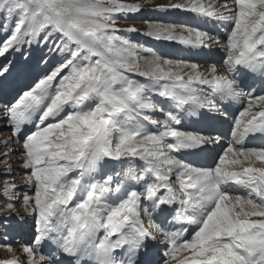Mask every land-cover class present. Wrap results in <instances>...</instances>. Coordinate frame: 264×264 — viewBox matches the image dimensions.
Returning a JSON list of instances; mask_svg holds the SVG:
<instances>
[{"label":"snow or ice","instance_id":"snow-or-ice-1","mask_svg":"<svg viewBox=\"0 0 264 264\" xmlns=\"http://www.w3.org/2000/svg\"><path fill=\"white\" fill-rule=\"evenodd\" d=\"M170 9L231 25L223 69L204 74L158 56L142 66V46L115 27L139 3L0 0V118L24 149L34 192L23 197L32 205L24 216L35 225L22 261L8 231L23 218L12 211L17 189L0 185V211L11 213L0 218V246L13 254L0 264H264V0L153 10ZM175 27L155 24L148 35L209 50L220 43ZM225 101L241 106L231 142L212 165L186 161L220 141L179 126L202 109L226 117Z\"/></svg>","mask_w":264,"mask_h":264},{"label":"rangeland","instance_id":"rangeland-1","mask_svg":"<svg viewBox=\"0 0 264 264\" xmlns=\"http://www.w3.org/2000/svg\"><path fill=\"white\" fill-rule=\"evenodd\" d=\"M124 1H126V0H122V2H124ZM178 2H181V0H131L130 4H132V3H139V4H151V3H153V6H157L158 7L160 5H168L170 3H178ZM216 2H217V0H202V3H204L205 5L215 4ZM227 2L229 4H231L233 2V0H227ZM149 11L150 10H148L147 12H149ZM169 11L172 12L171 10H169ZM136 15L137 14L133 13V14H130L129 16H135L138 19L131 18V17L127 16L126 14H119V18H118L116 23H118V24H128L129 26L135 24V25H138L140 28H144L143 32L140 35H135L134 34L135 37L133 35L131 36L130 35L131 33H130L129 34V36H130L129 39L134 44L141 45L142 47H148L149 46V48H152V50H153L154 47H155L154 43L150 42L153 45L152 44H148L147 45V44H145V40L148 39V36H149L148 32H149V29H150V27L152 25V22H154L153 25L160 24L158 22L159 20H154L155 18L150 17V16H153V14H151L149 17L148 16L147 17H141L142 15L144 16V13H142V14L140 13L138 16H136ZM156 15H158V14H156ZM165 17L175 18V19H179L180 18V16L178 17L176 14H173V12H172L171 15H170V13H168L167 16H165ZM146 23L149 24V27L146 25ZM163 24H166V26H170L171 25V23H168V22L167 23L163 22ZM206 24H208L207 27H208V31L210 32L211 37L213 39H216V40L220 41L219 44H215L214 43L213 44L214 46H212V47H215L217 49H222L223 50L224 44H225V42H223V40L226 39V36H225V39H221V37H222L221 35H218L219 39L214 38L215 34H212V33H215L216 28H214L213 26H210L209 25L210 22H208V21L206 22ZM211 24H219V25H221L222 28L225 27L223 25V24H225V22L216 21L214 19L211 22ZM228 26H229L228 29H230L231 25L229 23H228ZM217 29L219 30V28H217ZM203 31L206 32L205 29ZM121 35H123L126 39H128V37H127V35L125 33V30H124V33L122 32ZM140 37L143 38L142 39L143 40L142 43L137 41V40L141 39ZM219 52H221V51L219 50ZM219 52H217V54ZM146 56L147 55L144 56L142 53L138 52V58L139 59L143 58L142 60H139V62L141 63L142 66L146 62L145 60H147V59L144 60V58H148V59L152 58V56L150 58H149V56L148 57H146ZM161 56H163L162 59L164 57H167L166 55H161ZM158 57H160V56L158 55ZM225 58H226V53L224 55L221 54V57L217 58L219 60H215L214 63L221 67L223 65L222 61ZM199 60H202V58L199 57ZM213 60H210L209 63L212 62ZM209 63L204 65V63L201 64L199 62H196V60H195L194 64H198L199 65L197 67H198V69H199V71L201 73L207 74V71L210 69ZM187 71H190V68H187ZM222 73L223 72H221L219 74H222ZM135 78L139 79V80H142V81L144 80V78L138 77V76L135 77ZM3 115L4 114L2 112H0V117H3ZM157 118H159V117H157ZM8 124H9V122L7 120H5L3 118H0V185H4L5 183H7L9 181L14 182L17 191L15 193H13L12 195H13L14 198H18V199L15 200V207L12 209V211L17 213L19 216L23 217L22 220L24 221L23 224L20 221L21 219L12 221L13 227L10 228V231H12L11 236H13L12 237V240H13V238L15 239L16 237H19V238L23 237L22 234H21V232L23 231L22 227L23 228L24 227L27 228L24 231V235L26 234V232H28L30 230L29 227H33L32 226L33 224L30 223L31 221L34 222V219L31 217V215L24 216V214L27 213L28 209L31 208L32 205L31 204L25 205L24 202H23V197H24V195H27L26 192L28 191V194H29L30 198H34V192L31 190V186H26L25 189H23V188L20 189L21 188L20 184H22V183H24L26 181V179L22 175V174H26V172H21L22 169H21V167L19 168V166H23V161H24L23 153H24V150L21 149V148H23L21 143L14 141L13 131L8 126ZM220 137H221V135H220ZM8 139L13 140L14 142L8 144V146L5 147L4 146V142L6 140H8ZM13 150H15V153L10 155V156H8L7 158H5V154L6 153H11ZM212 160H213V158H212ZM212 160H211V162H212ZM116 167H118V166H116ZM9 169H10V173H9ZM29 187H30V189H29ZM3 193H4V188L0 187V194H3ZM5 207H6L5 200L3 199V196L0 195V209H4ZM10 215H11L10 212L0 211V218L6 217V216H10ZM0 231H2V230H0ZM34 235L31 238H29V239L28 238L26 240L23 239V241H21L20 243L12 242V246L14 247L15 256L16 257H18V258L23 257L24 259L26 258V254H24L22 252V248L20 246L23 243H31ZM7 254L1 253V251H0V262L4 261L7 258H10L11 256H13V255H11V253L10 254L7 253ZM20 255H21V257H20ZM12 258L13 257H11L10 259H12Z\"/></svg>","mask_w":264,"mask_h":264},{"label":"bare ground","instance_id":"bare-ground-1","mask_svg":"<svg viewBox=\"0 0 264 264\" xmlns=\"http://www.w3.org/2000/svg\"><path fill=\"white\" fill-rule=\"evenodd\" d=\"M201 2H202V0H201ZM157 8V6H154V9H156ZM135 14H137V13H135ZM142 14V13H141ZM192 16H195L194 17V20L196 19H199L201 22L199 23V24H197V25H201V27L199 28L198 26L196 27V28H189V29H194L195 31H202V32H204L203 30L205 29L206 30V32L207 33H209L210 34V32L208 31V27L206 26L207 24H206V22L205 23H203L204 22V18L203 17H201V16H199L198 14H196V13H192L191 14ZM150 17H153V18H155L154 20H159L158 22L160 23V24H162L163 26L165 25L166 26V24H163V22H168V23H171V24H173V22L174 21H178V19H175V18H168V17H164V18H162V17H158V15H153V16H150ZM203 19V20H202ZM152 20V19H151ZM169 20V21H168ZM192 21V20H191ZM191 21H189V22H191ZM157 22V23H158ZM189 22H187V23H189ZM153 23L154 22H152V25L151 26H153ZM170 26H172V25H170ZM188 27H192L193 26V24L191 23L190 25H187ZM203 29V30H202ZM215 32H217L218 33V35H221L222 37H221V39H225V37H224V33H223V31H222V29H217L216 28V31ZM130 34V32L128 33V35ZM134 34L135 35H140L141 33H139V32H134L133 31V33L132 34H130L131 36L133 35L134 36ZM217 35V36H218ZM226 36V35H225ZM130 37V36H129ZM135 37V36H134ZM138 37V36H137ZM132 38V37H131ZM156 41H158L159 43H161V44H163V46L162 45H160V47L161 48H163V50H161V49H158V50H156L155 49V47H154V49L152 50V48H149V46L148 47H141L140 49H139V52L140 53H142L144 56L145 55H147L146 57H148L149 56V58L152 56V58L153 57H157L158 55L162 58L163 56H161V55H174V48H173V46H175V45H179V40L178 39H176V40H167V39H164V41H162L161 39H156L155 37H153V36H148V39L147 40H145V44H152V43H154V45L155 46H157L158 45V43L156 42ZM150 42H152V43H150ZM223 42H224V40H223ZM166 44V45H165ZM214 44V43H213ZM189 48H190V50H189V54H187V55H184L183 56V61H179V62H183L184 64H186V65H192V64H194L195 62H193V63H191V61H195L196 60V62H199V63H201V64H203L204 63V65H206L207 63H209V61L210 60H213V59H215L216 57H217V52H215V51H213L214 50V47H212V45H211V50H209L208 48H204V47H202V46H199V45H196V46H194L193 44H191V45H189L188 46ZM179 53V52H178ZM176 54V53H175ZM199 57L200 58H202V60H199ZM152 58H150V59H148V58H144V60L145 59H147V60H145V61H148V60H151ZM163 60V59H162ZM144 63V62H143ZM146 63V62H145ZM144 63V64H145ZM195 65H197V66H199L198 64H195ZM213 66V64H210V68ZM222 66H224V65H222ZM217 67V66H216ZM210 70V69H209ZM209 70L207 71V73L209 72ZM156 99L157 100H159V97H156ZM170 105H168V104H166L165 105V107H169ZM224 109L225 110H228L229 112H232V113H234V112H236V106H235V104H233V103H231V104H229L227 101H225L224 102ZM210 116L212 117V114L210 113ZM225 116H223V118H224ZM194 118V120L192 121V120H188V121H186V122H183V124H182V128H180V130H183V131H190V132H193V133H195V130H196V127H197V124H200V129L199 130H202L203 131V135H206V134H204V132H205V130H206V128H208V120H207V118H208V115H204L203 116V118H199V117H193ZM211 119H213V118H211ZM212 120H210L209 122H211ZM200 122V123H199ZM197 123V124H196ZM221 121L220 122H214L213 123V125H214V127H217L218 128V131L221 133V135L223 134H225L226 132H228V127H226V125H221ZM198 129V128H197ZM34 130V128H33V126L31 125V124H29V125H27L25 128H24V132L21 134V139L23 138V135L24 134H26L27 132H29V131H33ZM215 137H219V139H220V136H218V135H216ZM14 141H16V137L14 136ZM216 147V146H215ZM217 148V147H216ZM21 149H23V148H21ZM24 150V149H23ZM214 154H213V163H214ZM24 160H25V156H24V158H23ZM211 157H209L208 158V163H210L211 162ZM211 162V163H212ZM21 167V169H22V171L21 172H26L27 170L24 168V166H19V168ZM18 168V167H17ZM23 175V177L26 179V181L24 182V183H22V184H20V186H21V188L20 189H25V187L26 186H30V184H29V182H28V180H27V176H26V174H22ZM19 187V186H18ZM233 188L234 189H236V191L239 193V194H243V190L242 189H238V188H236L235 186H233ZM28 189V188H27ZM29 189H30V187H29ZM26 194H27V196H29V194H28V191L26 192ZM30 197V196H29ZM30 210V208L28 209V211ZM27 211V212H28ZM32 217V216H31ZM33 218V217H32ZM22 220V219H21ZM23 221V220H22ZM30 223H32V224H34V222L33 221H31ZM18 227V226H17ZM29 229H33L34 231H35V227H29ZM23 230V229H22ZM25 230V229H24ZM32 230V231H33ZM9 231V235L11 236V234H12V231H10V229L8 230ZM28 231V230H27ZM21 234L22 235H24V231H22L21 232ZM31 234H33L32 232H27V234H26V237H29V236H31ZM11 237H13V236H11ZM23 239L25 240L26 238H23V237H21V238H19V237H16L15 239L13 238V240H12V242H16V241H23ZM29 239V238H28ZM2 243H3V241H2V238H0V245H2ZM0 247H2L1 249H0V251H1V253H4V254H7V253H9L8 251H7V249L5 248V247H3V246H0ZM21 247V246H20ZM12 248L14 249V247L12 246ZM45 251H48V248H47V246H45ZM10 254V253H9ZM11 255H13L12 253H11ZM11 257H13V256H11ZM20 257H21V255H20ZM21 260H24V258L23 257H21L20 258Z\"/></svg>","mask_w":264,"mask_h":264}]
</instances>
